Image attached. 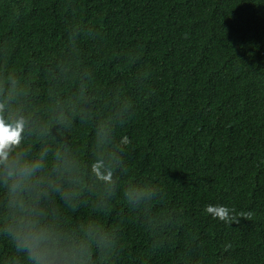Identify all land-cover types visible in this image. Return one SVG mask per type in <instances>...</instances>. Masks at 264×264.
<instances>
[{
	"label": "trees",
	"instance_id": "trees-1",
	"mask_svg": "<svg viewBox=\"0 0 264 264\" xmlns=\"http://www.w3.org/2000/svg\"><path fill=\"white\" fill-rule=\"evenodd\" d=\"M0 105V264H264V0H0Z\"/></svg>",
	"mask_w": 264,
	"mask_h": 264
},
{
	"label": "clouds",
	"instance_id": "clouds-1",
	"mask_svg": "<svg viewBox=\"0 0 264 264\" xmlns=\"http://www.w3.org/2000/svg\"><path fill=\"white\" fill-rule=\"evenodd\" d=\"M2 109L3 105H0V110ZM25 124L26 121L23 116H19L14 120H9L3 115H0V164H5L9 159V153L12 149L21 143ZM124 143H127L126 138ZM126 195L130 201L134 202L146 195V193L133 188L129 190ZM204 212L213 219L223 222L235 219V215L237 214L234 208L223 204H208L205 206Z\"/></svg>",
	"mask_w": 264,
	"mask_h": 264
},
{
	"label": "bare ground",
	"instance_id": "bare-ground-1",
	"mask_svg": "<svg viewBox=\"0 0 264 264\" xmlns=\"http://www.w3.org/2000/svg\"><path fill=\"white\" fill-rule=\"evenodd\" d=\"M38 104V103H37ZM43 223V222H42ZM47 226V225H46Z\"/></svg>",
	"mask_w": 264,
	"mask_h": 264
}]
</instances>
